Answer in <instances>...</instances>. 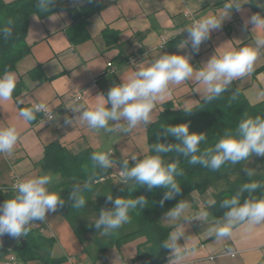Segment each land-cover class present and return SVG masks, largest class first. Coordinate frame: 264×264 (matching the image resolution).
<instances>
[{"label":"crops","instance_id":"1","mask_svg":"<svg viewBox=\"0 0 264 264\" xmlns=\"http://www.w3.org/2000/svg\"><path fill=\"white\" fill-rule=\"evenodd\" d=\"M60 1L66 7L78 10L92 1L100 9L86 18L84 32L80 29L72 31L73 17L67 9L45 18L31 15L26 38L30 52L18 62L16 70L11 71L15 73L17 81L23 83L21 94L0 105V127L14 123L21 131L13 153L0 154V186H11L17 178L25 179L45 173L51 174L53 180L57 181L59 174L41 166L45 146L54 141H59L73 153L88 148L97 152L111 151L117 161L130 160L132 156L142 159L150 155L148 129L165 105L171 102L175 109L185 106L194 108L205 97L204 86L196 82L195 75L179 85L170 86L156 103L153 122L147 127L139 125L129 133L90 129L86 122L75 117L77 114L65 106L78 94L83 95L82 103L94 105L103 98L98 95H107L111 87L123 82V77L126 78L140 66L150 65L165 53L188 54L194 67L199 69L215 53L219 55L228 49L251 45L255 32H251V24L245 29L244 21L253 14L264 16V0H239L242 8L230 11L229 18L219 29L211 32L210 38L201 44L198 51L191 47L190 42L188 47L181 50L177 44L188 36V27L209 15H226V5L232 0ZM164 38L167 44L162 49L160 44ZM136 54H143L142 60L137 65L130 64L128 59ZM109 62L115 66L114 71L108 66ZM37 66L42 69L40 74L45 75V79L40 80L39 74L31 72ZM234 81L251 103L264 100V52L250 74ZM39 102L48 105L54 118L48 120L39 117L24 123L18 117L21 105L31 107ZM69 118L73 123L66 122ZM130 163L133 162L130 160ZM116 168L119 172L123 171L118 164ZM209 199H214L210 190L192 192L186 214L194 216L205 208L209 211L208 223L198 219L182 221L189 251L177 260L172 258L168 249L170 260L166 264H264V223L251 225L246 221L241 222L233 228L230 238L216 240L214 236H209L208 230L223 217H216L208 208ZM41 223L45 228L44 233L56 239L52 255L68 257L62 264H97L86 249L91 244L86 246L81 241L59 207L55 212L48 213ZM163 223L172 227L173 231L174 225L179 222L168 220L165 214ZM130 243L123 244L121 248L111 247L100 264H110L111 257L115 258V255L123 264H139L133 262L136 248L127 250ZM179 243L184 245L186 241L181 238ZM228 251L236 252L235 256L226 254ZM26 264L42 263L35 260Z\"/></svg>","mask_w":264,"mask_h":264},{"label":"clouds","instance_id":"2","mask_svg":"<svg viewBox=\"0 0 264 264\" xmlns=\"http://www.w3.org/2000/svg\"><path fill=\"white\" fill-rule=\"evenodd\" d=\"M52 0H38L37 7L47 11ZM242 5L239 0H232L227 4L226 15H209L194 22L187 28L188 36L177 44L178 49L189 46L199 50L201 44L210 38L211 32L219 29L225 19L229 18L230 11L240 10ZM252 25L251 32L255 36L251 45L238 49H228L217 55H213L203 67L196 69L188 54L165 53L155 59L148 66H140L123 82L110 88L107 95L100 94L94 105L81 102L80 96H76L69 105L65 106L77 115L80 120L86 122L93 130H103L106 133H129L139 125L147 127L153 122L152 114L158 100L169 90L172 85H179L190 80L195 75L198 84L204 86L205 100L211 102L226 92L234 80L245 77L254 70L258 57L264 52V16L253 14L245 19L244 28ZM13 21L0 28L5 39L13 35ZM15 73L5 71L0 75V105L13 99L17 88ZM184 112L191 113L190 106L182 107ZM43 112L48 120L54 118L45 102L33 104L28 108H21L18 117L29 123L36 119V114ZM67 123H73L67 119ZM20 128L10 123L6 127H0V154H12L20 139ZM162 136H173L177 143L158 142L154 145V154L143 157L132 156L122 160L124 183L135 181L140 185H147L149 189L163 187L167 189L161 200L174 198L181 192V186L176 180L180 175L178 163H165L162 154L175 151L189 158V163L200 164L213 171L219 170L226 163L233 165L242 161H250L253 156H264V116L247 117L237 124L235 131L227 130L224 135L212 147L201 151V143L206 141L204 132L190 130L188 123L169 125L163 129ZM111 151L94 152L91 156L93 167L107 170L116 161L113 160ZM131 164V166H130ZM246 175L254 177L257 173L252 168H246ZM55 183L51 174H41L22 179L13 185L15 194L0 204V237L5 234L11 237L26 236L35 222H43L50 212H55L58 206H63L65 199L61 192L50 187ZM262 183L256 180L245 182L232 197L221 202V207L226 209L223 220L216 221L208 230L209 236L216 240L230 238L233 228L241 223L248 222L251 225L264 223V196L253 199H245L241 203L244 192H255L261 188ZM90 189V183L77 185L70 193L69 199L72 206L82 209L88 199L84 195ZM112 207L100 209L94 225L100 235L108 236L124 225L131 223V213L138 207H144L147 203L145 195L132 197L118 196L112 200ZM215 199L207 201L208 208L215 206ZM190 208V201L180 200L173 208L167 211L166 218L170 221H178L174 230L163 241L162 247L171 250L172 258L179 260L189 251L187 237L185 235V219L191 221L198 219L208 223L209 211L201 208L194 216L186 213ZM184 238L186 243L181 245L179 241Z\"/></svg>","mask_w":264,"mask_h":264},{"label":"trees","instance_id":"3","mask_svg":"<svg viewBox=\"0 0 264 264\" xmlns=\"http://www.w3.org/2000/svg\"><path fill=\"white\" fill-rule=\"evenodd\" d=\"M38 0H13L6 2L0 0V28L7 25L9 20L13 21V35L5 39L0 33V75L6 70L14 71L18 62L29 54L30 47L27 45L29 19L36 14L41 18L50 16L61 10H69L73 17L72 31L80 29L84 32L86 18L98 12L100 6L95 2H89L81 10L68 8L60 0H52L47 11H42L37 7ZM31 72L39 74L38 79H45V75L40 74V66L35 67ZM23 88L22 81L17 83L13 96L19 97ZM22 108L29 106L21 105ZM189 114L183 109H175L171 102L165 105L158 119L153 122L148 129V144L150 155L154 154V145L158 142L177 143L173 136H162L163 129L169 125L188 123L190 130L194 132H204L207 139L201 143V151L207 147H212L224 135L225 131H235L240 120L257 115L264 116V100L258 103H251L243 90L233 81L228 90L218 98L208 102L203 98L200 104ZM41 117L36 114V119ZM97 152L93 148H88L77 153H73L59 141H54L45 146L44 156L41 166L45 170H50L60 175L55 181L52 189L58 192L59 187H66V192L61 194L65 199L63 206H58L62 216L69 221L71 226L77 231L82 242H85L83 234L92 233V245L86 247L93 261L100 264L106 258L107 251L111 247H121V245L143 238L144 241L138 245L139 253L134 259V263L139 264H166L170 260L168 248L162 247L163 241L169 236L172 227L161 222L168 210L173 208L180 200H190L193 191L204 193L212 191L216 201L211 207L216 217L224 216L226 209L221 207V202L232 197L239 191L242 184L256 180L264 185V156H253L249 161H242L238 164L226 163L219 170L213 171L200 164L189 163V158L176 153L175 151L162 154L165 163L177 162L180 175L176 180L181 186V192L161 203L167 189L163 187L149 189L147 185H140L135 181H130L129 185H119L114 179L115 165L122 167V161L116 163L107 170L94 168L91 156ZM256 175L248 177L246 168L255 169ZM232 177H235L234 179ZM90 183V189L84 192L88 199L86 206L77 209L72 206L73 201L69 199L70 193L77 185ZM231 185L229 190L224 188L225 184ZM1 192L9 199L15 192L6 190ZM115 200L118 196L132 197L145 195L147 203L144 207H138L131 213V223L124 225L121 229L114 231L111 235L102 236L95 228L94 220L98 217L100 209L112 207V202L108 196ZM264 196V186L255 192H244L241 196V203L245 199H253ZM56 243L54 236H48L37 228H30L29 232L19 242L17 247L10 251L17 255L23 263L30 261H40L42 264H62L67 261V256L54 257L53 247ZM8 250L0 248V253H8Z\"/></svg>","mask_w":264,"mask_h":264},{"label":"built area","instance_id":"4","mask_svg":"<svg viewBox=\"0 0 264 264\" xmlns=\"http://www.w3.org/2000/svg\"><path fill=\"white\" fill-rule=\"evenodd\" d=\"M166 44H167V40L164 38L163 39V42L160 44V48L162 49H165L166 48ZM142 55L143 54H136V55H133L131 56L129 59H128V62L130 64H133V65H137L141 60H142ZM108 66L109 67H112V71H114L115 69V66L113 65L112 62H109L108 63ZM106 72H103V74H105ZM76 96H80V98L82 99L83 98V95L82 94H78ZM41 114V117L40 118H47L43 112H40ZM53 115V114H52ZM22 179L20 178H17L14 180L13 184L11 186H0V191L3 190V191H6V190H10V191H13L15 192L14 188H13V185L18 183L19 181H21ZM32 228H37L39 229L40 231L44 232L45 228H44V225L41 223V222H35L32 224L31 226ZM226 254H231V256H235L236 252H230L228 251ZM0 264H23V262H21L17 255L13 252H8V253H5V254H1L0 253Z\"/></svg>","mask_w":264,"mask_h":264},{"label":"rangeland","instance_id":"5","mask_svg":"<svg viewBox=\"0 0 264 264\" xmlns=\"http://www.w3.org/2000/svg\"><path fill=\"white\" fill-rule=\"evenodd\" d=\"M250 163H254V161L253 160H250L249 161V164ZM118 168H116V170H115V173L117 174V176L116 177H114L115 179V181L119 184V185H129L130 183L128 182L127 184H125L124 183V177H123V171H118L117 170ZM255 171H258V167H256L255 169H254ZM233 179L235 178V177H232ZM224 188H226V190H229L230 188H231V185H229L228 183L227 184H225V186H224ZM58 192H61V194H63V193H65L66 192V187H59L58 188ZM161 222H163V218H162V220H161ZM83 236H84V238H85V242H83L86 246H88L89 244H91L92 245V241L91 240H93V235H92V233H88V234H83ZM144 241V239L143 238H139V239H137V238H135L134 240H132V241H129V242H132V243H130V245H127V246H129V247H127V250L130 248V250L131 249H135L136 248V257H137V255H138V253H139V249H138V245L141 243V242H143ZM128 243V242H127ZM93 246V245H92ZM122 246H124V245H121V247ZM55 247H56V245H55ZM121 247H119V248H121ZM117 250V249H116ZM132 250V251H133ZM112 252H117V251H112ZM115 254V253H114ZM117 254V253H116ZM121 255V253H119V256ZM57 256V255H56ZM135 257V258H136ZM112 259H111V262H110V264H123L122 263V261H121V259L118 257L117 258V256L115 255V258L114 257H111ZM134 258V259H135Z\"/></svg>","mask_w":264,"mask_h":264},{"label":"water","instance_id":"6","mask_svg":"<svg viewBox=\"0 0 264 264\" xmlns=\"http://www.w3.org/2000/svg\"><path fill=\"white\" fill-rule=\"evenodd\" d=\"M54 184L50 187V190H52V187ZM8 198L0 191V204L4 203ZM24 235L18 236V237H11L7 234H5L3 237H0V248L8 251L14 250L19 242L23 239Z\"/></svg>","mask_w":264,"mask_h":264}]
</instances>
